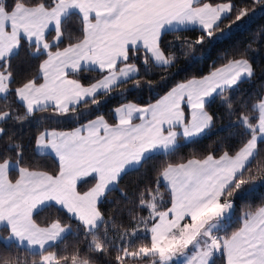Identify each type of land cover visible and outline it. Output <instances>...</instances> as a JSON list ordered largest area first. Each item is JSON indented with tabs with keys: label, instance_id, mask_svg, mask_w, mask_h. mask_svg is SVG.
Listing matches in <instances>:
<instances>
[{
	"label": "snow or ice",
	"instance_id": "obj_1",
	"mask_svg": "<svg viewBox=\"0 0 264 264\" xmlns=\"http://www.w3.org/2000/svg\"><path fill=\"white\" fill-rule=\"evenodd\" d=\"M255 5L264 6V0H253ZM233 12L239 21L249 8L230 0L215 5L202 0H0V138L11 140L10 127L50 105L54 115L63 117L99 104L98 93L108 95L124 84L139 90L141 67L147 72L175 66V53L164 47L167 33L198 26L204 35L195 44H203ZM185 47L187 56L193 44L182 45V51ZM23 51L40 59L42 83L15 66ZM246 55L227 58L208 75L176 82L154 102L123 103L114 110L115 123L101 114L71 131H41L34 142L39 154L51 152L58 159L55 174L26 166L23 146L8 144L0 151V230L7 232L0 245L22 249L39 264H99L97 257L110 251L115 252L113 264H215L217 255L224 264H264V206L244 211L237 226L230 224V198L258 178L259 173L249 175L254 165L264 171L258 148L264 143V92L235 106L230 99L233 90L255 76ZM81 71L103 75L85 86L69 78ZM217 98L241 130L238 147L166 162L155 170V181L144 183L128 200L127 226L106 218L101 201L119 190L130 169L161 157L167 161L181 140L195 142L214 126L207 107ZM89 177L92 186L78 191ZM161 185L168 192L167 206ZM49 206L77 222L88 242L85 253L74 248L71 255L57 256L52 250L72 229L59 220L37 223L34 213ZM142 209L146 216L139 214ZM0 264L26 262L0 255Z\"/></svg>",
	"mask_w": 264,
	"mask_h": 264
},
{
	"label": "trees",
	"instance_id": "obj_2",
	"mask_svg": "<svg viewBox=\"0 0 264 264\" xmlns=\"http://www.w3.org/2000/svg\"><path fill=\"white\" fill-rule=\"evenodd\" d=\"M11 2V0H9ZM203 2L218 4L229 2V0H204ZM230 2L239 7H248L249 14L242 20L235 21V12L224 18L221 24V31L214 33L213 37L205 36L203 44H195V41L204 35L198 28L180 30L178 33L169 32L164 37V47L169 48L176 55L175 66L170 71H163L160 68L153 67L150 71H145L141 67L140 81L141 88L135 89L132 84H124L116 91L108 95L98 94L99 104H88L87 108H79L76 114L67 116H56L49 108L48 111L38 112L21 123L10 127L7 131L12 139L8 137L0 138V151H4L10 143H18L23 146L24 164L32 169L43 170L49 174H55L58 171V162L49 155H39L36 152L34 138L45 129H56L58 131H71L80 123L87 119L94 118L97 115H103L110 123H115L114 110L126 102H135L145 105L154 102L163 92L176 82H182L187 79L208 75L216 67L222 66L227 58H238L241 53H247L254 66L255 76L251 80L242 83L238 89L230 93L234 106L238 105L240 100L247 99L251 95L264 92V6H253V0H230ZM73 23L79 27L76 19ZM187 43L193 44V49L187 56L183 54L188 51L185 47L182 51L181 46ZM42 59V58H41ZM15 66L18 69L25 70L30 77H36L37 82L41 79L38 76V67L40 59H33L23 51L20 58L16 60ZM136 63L140 60L137 57ZM103 73L97 71H81L73 78L78 79L85 86L95 82ZM165 79H161V77ZM151 80L152 87L147 86V81ZM2 103V101H0ZM23 114L24 109H18ZM207 111L214 116V126L195 142L181 140L179 150L167 161L161 157L152 159L139 169H133L128 172L121 180L119 190L112 191L106 199L100 204L101 211L106 218L115 219L119 223L128 225L127 209L131 207L128 200L135 197L138 188L144 183H153L156 179L155 170L163 166L166 162H183L191 158H199L213 153L219 155L222 150H234L238 147L239 141L243 138L240 131L232 125L229 114L219 98L214 99L207 107ZM188 110L186 109V114ZM77 117H79L77 119ZM260 156L264 158V143L258 144ZM258 175V178L249 184L243 185L242 189L235 192L230 198L234 201L235 213L230 221L232 227L237 226L238 218L244 211H248L260 206H264V171H260L257 166H253L249 175ZM10 178L15 179L16 174H10ZM92 186L91 179H87L78 185V191H87ZM125 195H122L121 193ZM160 194L164 206L168 205V192L161 185ZM127 197V199L125 198ZM141 216L147 215V210H140ZM34 219L41 226H47L52 222L59 220L63 225H70L72 232L67 235L64 241L57 242L53 251L57 256L61 254L71 255L74 248H78L83 254L86 252L87 241L80 233L77 222L65 211L56 206L45 207L34 215ZM7 232L1 230L0 236H6ZM0 255H10L20 257L26 264H39L38 258L29 255L22 249L11 248L0 245ZM95 256V254H89ZM114 251L99 260V264H113ZM215 264H224V258L221 255L216 256Z\"/></svg>",
	"mask_w": 264,
	"mask_h": 264
},
{
	"label": "crops",
	"instance_id": "obj_3",
	"mask_svg": "<svg viewBox=\"0 0 264 264\" xmlns=\"http://www.w3.org/2000/svg\"><path fill=\"white\" fill-rule=\"evenodd\" d=\"M203 1H204V0H202V2H203ZM229 15H230V14H229ZM223 19H224V18H222V20H223ZM222 20H221V21H222ZM192 28H198V29H199L198 26H196V27H192ZM192 28H189V29H192ZM181 30H182V29H181ZM97 72H99V71H97ZM75 74H77V73H74V74H73V73H70V74H69V78H73L72 75H75ZM42 82H43V81H42V79H41L40 83H42ZM98 94H100V93H98ZM98 94H97V95H98ZM49 108H51V105L49 106ZM186 109H187V108H186ZM187 110L190 111L189 109H187ZM114 117H115V120H116L115 112H114ZM137 122H138V121H137ZM208 131H209V130H208ZM208 131H207V132H208ZM202 136H203V135H202ZM36 152L38 153L37 148H36ZM38 154H39V153H38ZM39 155H41V154H39ZM43 155H49V156L53 157V158L58 162V159H57V158L55 157V155H54L53 153H51V152H46V153L43 154ZM130 170H133V169H130ZM130 170H129V171H130ZM87 179H91V178L89 177V178H86V180H87ZM81 182H83V181H81ZM81 182H80V183H81ZM80 183H79V184H80ZM79 184H78V185H79ZM44 208H45V207H42V208L38 209L37 212H39L40 210H42V209H44ZM37 212H36V213H37ZM36 213H34V215H35ZM67 214H68V213H67ZM68 215H70V214H68ZM0 231H1V230H0Z\"/></svg>",
	"mask_w": 264,
	"mask_h": 264
},
{
	"label": "water",
	"instance_id": "obj_4",
	"mask_svg": "<svg viewBox=\"0 0 264 264\" xmlns=\"http://www.w3.org/2000/svg\"><path fill=\"white\" fill-rule=\"evenodd\" d=\"M234 213H235V209H234ZM234 213H233V216H234ZM233 218V217H232Z\"/></svg>",
	"mask_w": 264,
	"mask_h": 264
},
{
	"label": "rangeland",
	"instance_id": "obj_5",
	"mask_svg": "<svg viewBox=\"0 0 264 264\" xmlns=\"http://www.w3.org/2000/svg\"><path fill=\"white\" fill-rule=\"evenodd\" d=\"M218 256V255H217Z\"/></svg>",
	"mask_w": 264,
	"mask_h": 264
}]
</instances>
